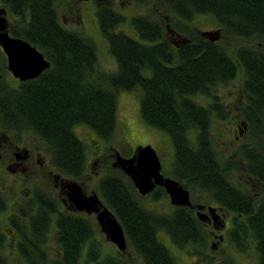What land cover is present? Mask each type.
I'll return each mask as SVG.
<instances>
[{"label":"trees","instance_id":"16d2710c","mask_svg":"<svg viewBox=\"0 0 264 264\" xmlns=\"http://www.w3.org/2000/svg\"><path fill=\"white\" fill-rule=\"evenodd\" d=\"M133 1L148 10L131 18L143 41L116 31L115 26L124 16L112 7L110 0L98 2L99 31L117 67L112 73L98 68L96 47L90 38L58 26L53 7L47 6L49 13L44 12L49 18L25 22L17 36L36 46L49 67L16 85L8 83L4 87L1 82L0 118L9 126L31 129L47 140L52 163L65 175L80 177L85 153L74 127L83 124L96 135L109 138L116 126V94L120 90L139 91L144 122L170 137L171 176L190 189L208 192L217 203L235 213V223L240 217L245 218L247 226L236 224L231 240L237 251L251 249L259 264H264V212L254 213L245 207L243 194L230 178L233 158L221 162L211 137V116H227L218 101V88L228 86L242 70L247 86L262 83L258 85L261 91L256 93L245 86L246 116L254 125L264 118V0ZM197 14H209L216 21L220 40L211 42L189 24ZM168 23L187 41L174 46L166 37ZM230 38L242 43L225 41ZM197 95L209 98L210 103L203 106L195 99ZM253 131L256 135L255 127ZM191 132L194 140L190 139ZM103 163L106 174L96 190L121 223L128 244L145 264H176L174 255L158 237L162 231L177 246L197 249L205 242L203 225L190 208L176 207L168 214L146 209L138 202L132 182L108 159ZM39 204L42 211L30 222V231L20 230L17 247L23 257L21 264H49L44 242L50 228L51 206ZM51 204L47 201V206ZM5 208L0 193V213ZM54 223L62 253L50 264H78L87 242L85 263L128 264L121 254L99 259L100 250L92 240L89 220L61 214ZM8 251L0 223V264H20L10 258Z\"/></svg>","mask_w":264,"mask_h":264},{"label":"flooded vegetation","instance_id":"af4514ba","mask_svg":"<svg viewBox=\"0 0 264 264\" xmlns=\"http://www.w3.org/2000/svg\"><path fill=\"white\" fill-rule=\"evenodd\" d=\"M87 1H93L95 4L101 2L99 0H0V20H3V25H0V33L5 31L12 37H19L17 36V32L23 30L25 22H28L31 19H46L50 17V15H44V12L49 13L50 9L47 6L50 8L53 7L55 11L54 19H56L58 26L65 29L66 27L64 24H67L68 22L62 23L61 19L64 18V14L67 13L71 17V22H74L73 20L76 16H80L79 19L82 20V10H84ZM114 1H126L127 3L133 2V0ZM79 11L81 14H79ZM165 18L167 19V16ZM21 23H23V25ZM66 30L73 31L72 28ZM199 33H201V31H199ZM166 37L174 46L181 45L183 42L187 41L185 36L175 29L166 32ZM10 74L11 72L7 67V56L0 45V84L3 83L4 87L8 85L7 78ZM244 75L243 70L238 72L237 77L228 84L233 85L235 82L239 84L240 88H238V96L240 97V103L238 107L236 106L234 109L230 108V111L231 113L239 111L241 119L235 126V139L232 142L233 144L224 145L225 147H228L227 151L229 152V158H233V165L229 168L231 181L236 189L243 194L244 199L246 200L244 203L245 207L249 210L252 208L254 213H258L264 212V138H258V140L255 141V144L250 143L251 145L236 143L239 138L242 141V139L244 140L246 137L250 136V132L254 127L255 130H258V128L264 129V118L261 122L258 121L257 125H254L246 116L248 92L246 91L245 86L248 87L250 91L252 90L253 93H256L261 91V88H259L258 85H261L262 83H255L251 86H247L245 83L246 77ZM11 76L15 84H18L19 81H23L14 77L12 74ZM1 86L3 87V85ZM257 115L261 116L259 114ZM77 128H79L78 131ZM74 133L78 142L83 145V151L85 153L84 169L79 175L80 177L65 175L52 163L51 153L46 146V144H49L47 140L40 137L31 129H17L16 127L9 126L4 119L0 118V193L5 199L6 205L5 210L0 213V223L5 234V246L9 250L8 254L11 255L10 258L18 260L19 263L23 261V257L19 254L17 247L21 240L20 230L25 229L26 232L30 231V222L36 220L35 217L42 211L39 202H44L46 204V206L42 205L43 207L51 206L49 215L50 228L45 233L46 241L44 242L49 264L52 260L59 259L62 253L61 247L56 241L57 228L54 223L59 215L68 214L86 220H89V216H93L99 226L96 218L98 212L105 207L112 212L97 190L88 191L86 189L85 182L89 168L93 169L94 174L92 176H97L98 180V175L101 174V179L106 174L103 160L108 159L112 166L117 151L115 149L116 147H114V142L109 138L104 139L96 135L92 129L83 124L76 125L74 127ZM125 134L128 135L127 130H125ZM252 135V138L260 136L257 133L256 135L254 133ZM125 140H122L124 141L121 143L122 145L129 143L128 141L125 142ZM137 146H130V150L127 154H122L119 150L118 152L124 157H129L133 154ZM100 165L102 167H100ZM96 166H99L98 170H94ZM114 168L122 172L118 167ZM160 172L163 176L178 181L180 185L188 190L191 204H173L165 187L159 184H155L154 188L145 194H141L133 185L139 196L138 202L146 209L152 210L151 207H147L143 204L142 198L146 197L154 205L158 201H163L168 205L169 209L165 212H160L158 210L157 212L166 214L176 207L186 206L193 211L196 218L200 221L201 225H203L205 233V242L203 244L200 243V245L197 246V249L190 246H177L176 243L172 242L168 235L167 241L162 242L160 240L172 254V249L167 245L169 242L173 249L179 251L185 248L189 249L190 253L188 259L190 261L186 262L182 260L181 262L176 260V264H223V262L228 264L230 261H234L237 264H249L237 262L230 253L231 249L237 250V247H235L231 240L232 231L240 222L247 226V220L240 217L241 220L238 219L235 223V213H232L231 210L217 203V201L211 198L208 192L191 190L185 184L183 185L178 179L163 173L162 167ZM125 176L131 181L127 175ZM100 179L97 181V184ZM72 183L78 184L80 191L84 195L92 193L97 194L101 202L98 212H88L85 209L77 208V205L71 199L70 184ZM197 194V197L199 198L194 200V195L196 196ZM47 201L48 203L52 202V204L47 206ZM9 206L12 207L13 211L9 210ZM197 213H203L205 215L203 216L204 219H201ZM252 215L254 216L253 213ZM3 217L6 218L5 222L2 221ZM3 224L6 226L4 227ZM208 226L209 228H207ZM162 232L165 233L164 231ZM104 237L108 240L105 234ZM48 238H51V243H48ZM107 242H110L116 248L117 254L125 256L127 259L134 258L135 252L142 258L132 245L134 251L129 250L130 248L128 245L130 244H128L127 239L124 250H120L109 240ZM208 247L211 250L209 253L205 252ZM240 252H244L248 255L253 253L255 255L251 249ZM86 254L84 258H86ZM142 261L144 262V259ZM255 264H259L258 257Z\"/></svg>","mask_w":264,"mask_h":264},{"label":"rangeland","instance_id":"374dc122","mask_svg":"<svg viewBox=\"0 0 264 264\" xmlns=\"http://www.w3.org/2000/svg\"><path fill=\"white\" fill-rule=\"evenodd\" d=\"M112 2V7L120 12L124 16V20L120 23H118L115 26L116 31H122L131 38L143 41V39L139 36L138 32L134 28L131 18L133 16L142 14V13H148V10L140 3H137L136 1H133L132 3L124 2H118L114 0H110ZM151 2V0H149ZM152 5V3H151ZM99 4L93 3V1H87L85 3V8L82 10L83 19H79L80 16H76L74 18V22H71V17L65 13L64 18L61 19L62 23H67L65 25V29H71L83 36H86L90 38L95 47H96V54H97V66L100 70H103L107 73H112L116 70V62L111 55L108 45L104 37L101 35L99 31V25L98 20L96 16V10L98 9ZM79 14L80 11H79ZM78 18V19H77ZM15 24V23H14ZM23 25V23H21ZM189 24L196 28V30L204 31V30H215L218 28L216 21L209 15V14H197L195 18L189 22ZM16 26V25H15ZM221 38V33H220ZM219 38V40H220ZM225 41L235 42L234 44H241L242 41L239 39L233 40L232 38L226 39ZM40 74V73H39ZM8 83L11 85H16L11 74L9 75ZM238 88L239 84L235 82L233 85L230 84L228 86H220L218 88V95L220 99L218 100L222 107L225 108L224 110L227 113V116L224 118H219V116H211L212 122H211V137L213 140V147L214 150L218 152V155L222 157L221 162L225 159L228 160L229 158V152L227 151L228 147H225L224 144H233L234 135H235V126L239 123L241 119V115L239 111H236L235 113H231L230 108L234 109V107H238L240 103V97L238 96ZM139 91H126V90H120L116 94V100H117V107H116V126L113 132V135L109 137L111 141L114 143L115 149L120 151L123 154H127L130 150V146L133 145H142V144H151L152 147L156 150L158 157L161 162L162 172L167 175H172L171 167L173 163V147L170 140L169 135L153 126L148 125L144 122V120L141 117L140 109H139ZM200 104L203 106H206L208 103H210V99L204 96L197 95L195 98ZM126 125V127H125ZM79 128H77V131ZM125 130L128 131V135L125 134ZM259 137H256V139L263 137L264 138V129L258 128V130H255ZM254 133L253 130L250 132V136L246 137L242 141L240 138L237 140L238 142L236 144H255L254 137L252 138V134ZM127 136V137H126ZM126 137V138H124ZM108 139V138H107ZM126 139V140H125ZM190 139L194 140L193 132L190 133ZM122 140L128 141V144H121ZM244 141V142H243ZM261 141V140H260ZM251 143V144H250ZM237 147V146H236ZM234 147V148H236ZM103 148V146H102ZM104 149V148H103ZM264 149V147H263ZM122 150V151H121ZM100 167H102L100 165ZM99 166H96L94 170H98ZM115 171V170H114ZM94 174L93 169L89 168L88 172L86 174V182L85 187L88 191L96 190L97 189V181L100 179L101 174L97 176H92ZM183 184V183H182ZM184 185V184H183ZM193 190V189H191ZM198 194L194 195V200L198 199ZM142 202L145 206H149L152 208V210L165 212L169 209L168 205L164 203L163 201H158L154 205L151 203L146 197L142 198ZM9 210L13 211L12 207L9 206ZM6 216V215H5ZM89 221L92 224L93 234H92V240L94 243H96L100 250V256L99 259L104 257L108 254H117L116 248L110 243L107 242L106 238L104 237V234L100 231L99 226L96 223V220L93 216H89ZM3 222L6 221V218L3 217ZM4 227L6 226L3 224ZM209 228V226L207 227ZM159 239L162 242L167 241V235L165 233H159L158 234ZM48 243H51V238H48ZM167 245L172 249V252L174 254V257L176 260H179L182 262V260L189 262L188 259L189 256V249L185 248L181 251L173 249L171 243H167ZM129 246L130 251H134L131 245ZM211 250L208 247L205 252L209 253ZM87 253V243L82 248L80 258L81 259L78 264H87L85 263L84 256ZM231 255L233 256L234 260L237 262H243V263H249V264H255L257 260L256 254L253 253L251 255H248L244 252L237 251L235 249H231L230 251ZM122 256V255H121ZM256 256V257H255ZM123 257V258H122ZM121 258L128 262V264H145L142 260V258L135 252L134 258L127 259L125 256H122ZM88 264H93V262H89Z\"/></svg>","mask_w":264,"mask_h":264},{"label":"water","instance_id":"95a60500","mask_svg":"<svg viewBox=\"0 0 264 264\" xmlns=\"http://www.w3.org/2000/svg\"><path fill=\"white\" fill-rule=\"evenodd\" d=\"M0 25H3L2 19ZM166 31H173L169 23L166 24ZM200 34L214 42L220 38V29L204 30ZM0 45L7 56L8 70L20 80L34 78L42 70L49 67V62L43 53L22 38L12 37L4 31L0 33ZM112 166L122 170L141 194L151 191L155 184H159L165 187L173 204H191L188 190L180 185L178 181L165 177L160 172V159L156 150L150 144L138 145L129 157H124L116 151ZM70 190L71 199L77 205V208L85 209L88 212H98L101 202L96 193L84 195L76 183L70 184ZM197 215L204 219L203 216L205 215L203 213H197ZM96 218L107 239L120 250H124L126 247L124 231L115 215L105 207L98 212Z\"/></svg>","mask_w":264,"mask_h":264}]
</instances>
